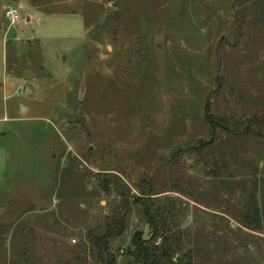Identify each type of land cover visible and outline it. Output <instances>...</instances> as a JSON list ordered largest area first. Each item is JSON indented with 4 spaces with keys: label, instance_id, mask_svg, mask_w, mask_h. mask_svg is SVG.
I'll use <instances>...</instances> for the list:
<instances>
[{
    "label": "rangeland",
    "instance_id": "1",
    "mask_svg": "<svg viewBox=\"0 0 264 264\" xmlns=\"http://www.w3.org/2000/svg\"><path fill=\"white\" fill-rule=\"evenodd\" d=\"M206 108L223 127L196 148ZM247 123L264 134V0H0V264H101L88 237L120 221L123 263L146 191L173 261L264 264ZM253 193L259 230L238 220Z\"/></svg>",
    "mask_w": 264,
    "mask_h": 264
},
{
    "label": "trees",
    "instance_id": "2",
    "mask_svg": "<svg viewBox=\"0 0 264 264\" xmlns=\"http://www.w3.org/2000/svg\"><path fill=\"white\" fill-rule=\"evenodd\" d=\"M205 110V119L207 121V124H209V135L210 138H212V141L199 140L196 148H202L205 146L212 147L214 143V135L216 133V129L218 128V125L221 126L220 121L214 117H211L208 114L207 108ZM258 130V125L251 126L249 123H247L244 128H240V130L236 132L239 135L243 134L245 136L248 135V132H253V134H257L260 136L264 135L261 134ZM220 156L215 161L216 168L218 169H221L224 166V163L222 162ZM152 194L153 193H151V191H146V193H144L141 198H133L132 202L130 203V205H138L141 207V211L143 212L144 218L151 227L152 232L150 233L147 239L141 238V234L138 231H136L132 235L133 239H135L133 240V245L129 253L131 257H129L128 260L121 264H185L181 263L180 261H173L171 251L163 248V241H158V239L161 240L163 237L156 230L157 211L153 199L156 198V196L154 197L152 196ZM255 199L256 194L253 193L251 195V201L249 202V204L247 206L245 205L241 209V216L238 219L239 223L248 230L261 229L260 218L262 213L260 212L261 210L259 209L258 203L255 202ZM125 228L126 225L124 224V222L120 221V227L114 229L105 228L104 231L95 235V237L94 235H89L88 239L91 241V243H94L98 246L99 253L104 256V260L101 262V264H116V257L112 255L108 249V246L110 245L109 238L119 237Z\"/></svg>",
    "mask_w": 264,
    "mask_h": 264
},
{
    "label": "built area",
    "instance_id": "3",
    "mask_svg": "<svg viewBox=\"0 0 264 264\" xmlns=\"http://www.w3.org/2000/svg\"><path fill=\"white\" fill-rule=\"evenodd\" d=\"M2 16L7 23V29L13 28L17 25L21 18L18 7L11 4H6L3 7Z\"/></svg>",
    "mask_w": 264,
    "mask_h": 264
},
{
    "label": "water",
    "instance_id": "4",
    "mask_svg": "<svg viewBox=\"0 0 264 264\" xmlns=\"http://www.w3.org/2000/svg\"><path fill=\"white\" fill-rule=\"evenodd\" d=\"M116 5V3L113 4V6ZM62 59H63V56H62ZM19 108L22 110L24 107L23 105L20 104Z\"/></svg>",
    "mask_w": 264,
    "mask_h": 264
}]
</instances>
